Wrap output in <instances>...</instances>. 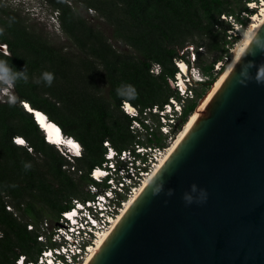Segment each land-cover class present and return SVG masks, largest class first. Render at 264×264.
Returning a JSON list of instances; mask_svg holds the SVG:
<instances>
[{
    "label": "trees",
    "instance_id": "trees-1",
    "mask_svg": "<svg viewBox=\"0 0 264 264\" xmlns=\"http://www.w3.org/2000/svg\"><path fill=\"white\" fill-rule=\"evenodd\" d=\"M47 2L66 36L62 43L28 29L18 14L0 5V12L6 13L5 18L0 17L4 29L0 42L6 45V51L0 49V59L7 60L13 72H23L26 66L28 77L27 83L21 79L11 87L14 105H9L7 97L0 99V264H14L20 254L34 259L43 244L26 225H37L46 216L53 220L71 198L89 196L83 186L89 181L88 171L102 161L104 140L116 149L135 141L136 135L129 129L131 117L120 107L123 101L116 94L118 86L135 87L138 98L127 102L139 110L162 106L170 97L181 100L171 85L179 71L174 60L181 59L188 66L196 63L203 77L192 81L193 96L182 103L180 129L197 105L196 96L202 97L225 69L231 57L228 44L239 37L227 39L229 23L220 15H232L245 26L248 18H242L240 12H253L245 5L249 0ZM87 10L105 22L110 37L90 23L84 14ZM10 17L15 18L11 26ZM188 46L194 52L193 61L186 57ZM202 48L212 61L202 59ZM223 58L224 63L213 70L214 62ZM154 65L157 72L152 71ZM45 71L55 76L50 87L34 83ZM22 101L43 112L64 136L79 143L81 154L73 156L75 171L62 167L70 161L44 139ZM150 134L140 142L164 145L158 131ZM14 136H21L26 145L15 144ZM28 162L32 168L26 171L23 165ZM6 204L13 209L7 210Z\"/></svg>",
    "mask_w": 264,
    "mask_h": 264
},
{
    "label": "water",
    "instance_id": "water-1",
    "mask_svg": "<svg viewBox=\"0 0 264 264\" xmlns=\"http://www.w3.org/2000/svg\"><path fill=\"white\" fill-rule=\"evenodd\" d=\"M258 38L264 43V20L87 264H264V82L255 79L264 44L258 47Z\"/></svg>",
    "mask_w": 264,
    "mask_h": 264
},
{
    "label": "built area",
    "instance_id": "built-area-1",
    "mask_svg": "<svg viewBox=\"0 0 264 264\" xmlns=\"http://www.w3.org/2000/svg\"><path fill=\"white\" fill-rule=\"evenodd\" d=\"M246 5L250 8L251 2H246ZM240 16L251 19L253 15L250 16L247 10H242ZM220 18L229 23L226 29V37L229 40L240 36L241 30L247 25L243 26L232 15L221 14ZM189 50L192 56L190 61H193L192 47L188 48ZM180 61L183 63L181 59L174 60L178 69H181ZM153 67L156 68L154 72H157L158 66ZM190 68L195 73L198 72L192 65ZM185 79L190 83L188 75ZM172 82L181 100L170 97L162 106L153 105L141 110L126 101L122 102L120 107L131 117L129 129L136 135L135 141L122 149H116L107 140L102 142V161L87 173L89 181L85 190L89 196L71 198L69 206L61 210L53 220L44 218L37 225L28 223L26 228L36 231V240L43 246L34 259H27L20 254L14 264H80L88 257L96 240L112 228L114 220L126 209L127 201L146 183L144 181L155 169L159 158L168 147L140 141L146 136L150 137L153 130L171 138L179 131L177 126L182 114V103L186 97L191 98L193 93L190 87L181 84L179 74L174 75ZM66 156L70 158L71 164L62 167L75 171L73 156ZM76 173L79 175L81 171L77 170ZM5 208L10 211L13 209L9 204H6Z\"/></svg>",
    "mask_w": 264,
    "mask_h": 264
},
{
    "label": "rangeland",
    "instance_id": "rangeland-1",
    "mask_svg": "<svg viewBox=\"0 0 264 264\" xmlns=\"http://www.w3.org/2000/svg\"><path fill=\"white\" fill-rule=\"evenodd\" d=\"M255 1L256 0H249V2H251V6H253V5H256L257 6V9H255V10L252 9L253 10V12H252L253 16L256 13H258L261 8L264 7V5H263L264 0H262L263 1L262 2V5L259 4V2H256L255 3ZM0 5H1V7L4 10H7V11H10L11 10L14 13L18 14V16L23 20V23L22 24L25 25V26H27L28 29L33 30L34 32H40V33H42L46 37H50L53 42L62 43L63 40H64V37H66L63 34V32L61 31V29L59 27V23H58L57 17L55 16V14L53 12L54 10L50 7V5L47 2V0H0ZM246 7H248V6L246 5ZM84 14L87 17V19L90 21V23H92V24L96 23V25L98 26V28H100L101 30H103L104 33L107 36L110 37V29H109V27L105 24L104 21L98 19L95 16V14H94V12L92 10H87V12L84 13ZM0 17H2V18H5L6 17V15L4 14V12H0ZM250 21H251V19L248 18V21H247L246 24L248 25V23ZM247 25H246V27H247ZM244 28L241 30L240 36L234 41L235 43L232 42L231 44H228V50L231 53V57L228 60V62L226 63L225 67L227 66V64L229 63V61L232 59V55H233L232 54V50L242 40L243 33L245 31ZM114 45L117 46L116 43H114ZM190 47L191 46H188V48H190ZM198 48L200 49V47H198ZM200 51L203 52L204 51V48H202ZM186 57H188V59L192 60V56H191L190 50L187 52ZM202 59L205 60V62L208 63L209 61H212L213 58H212L211 55L205 54L203 52V58ZM224 61H225V59L223 58V59H221L219 61L214 62L213 70L218 69L221 66V64L224 63ZM191 65L198 71L197 73H195V71L191 69L192 74H195V76H197L196 77L197 79H199V77L202 78L203 76L200 73L198 67L196 66V63L193 62V64H191ZM188 68H190V66ZM152 70L154 72L156 70V68L153 67ZM186 74L189 75V78H190L191 74H189L188 71H187ZM191 83H192V80L190 78V83H187L185 86L186 87H190ZM171 85H172V87L174 85V83L172 81H171ZM192 85H193V83H192ZM196 91H200V88H197ZM10 94L12 95V93H11V87L10 88H0V99H2L4 97H7L8 98L10 96ZM200 98L198 96H196V98H195L197 100V105H196L194 111L200 106L201 102H203V101L199 102ZM158 134L163 139L164 146L165 145H168L169 146L170 143H171V141H172V139L176 136V134H175L171 138V137L164 136V135L160 134L159 132H158ZM44 139H45V137H44ZM56 148H57V150H58L59 153H61L63 156H65V158L68 161H70V158H67V156H66V155H70V154L68 152H66L63 147H59V148L56 147ZM69 157H71V155ZM72 159H73V157H72ZM74 163H72V164H74ZM85 186H83L84 189H85ZM46 217L49 220L52 219L50 216H46Z\"/></svg>",
    "mask_w": 264,
    "mask_h": 264
},
{
    "label": "bare ground",
    "instance_id": "bare-ground-1",
    "mask_svg": "<svg viewBox=\"0 0 264 264\" xmlns=\"http://www.w3.org/2000/svg\"><path fill=\"white\" fill-rule=\"evenodd\" d=\"M263 20H264V7L261 8L258 13L252 16L251 21L248 23L243 33L241 42L232 50V54H233L232 59L227 64L225 69L218 75L216 80L213 82L211 88L207 92V95L205 96L203 102H201L200 106L193 113L189 114L187 120L182 125V128L178 131L176 136L172 139L170 145L167 147V149L164 151V153L159 158L157 164L155 165V169L152 171L153 174L159 169V167L161 166V164L163 163V161L165 160V158L167 157L171 149L180 141V139L189 130L190 126L193 124L196 117L198 116L200 109L207 103L209 98L212 96L215 90L219 87V85L221 84L225 76L227 75L228 71L231 69V67L234 65L235 61L237 60V58L240 56L242 51L245 49V47L247 46V44L249 43V41L251 40V38L253 37V35L255 34V32L257 31V29L259 28ZM179 65L181 67L179 71L184 72L185 71L184 64L180 61ZM22 102H23L22 104L23 108L24 109L26 108V111L32 114L34 121L36 122L37 126L41 129L44 137H46L45 140L47 142H50L52 144L57 143L59 146L61 145L65 146L67 148L66 151L70 155L78 154L77 152H79L80 145L75 139H73L72 137L69 138L68 136H64L60 128L53 121L48 120L46 115L43 112L37 109H32L29 106V104L25 101H22ZM59 131H60V134H59ZM16 137H18L17 141H20V138H22L21 136H16ZM152 173L149 175V177H151ZM149 177L144 181V183L149 179ZM132 199L133 197H131L127 201L126 207L131 203ZM121 215L122 213L117 217V220H114L113 222L114 224L118 221V219H120ZM108 234H109V231L108 232L106 231L102 235L99 236V238L96 240L94 249L93 248L90 249L91 253H89L88 257H86L84 261L81 262L80 264H87V262L90 260L91 256L93 255L94 251L98 249V247L104 242Z\"/></svg>",
    "mask_w": 264,
    "mask_h": 264
},
{
    "label": "clouds",
    "instance_id": "clouds-1",
    "mask_svg": "<svg viewBox=\"0 0 264 264\" xmlns=\"http://www.w3.org/2000/svg\"><path fill=\"white\" fill-rule=\"evenodd\" d=\"M256 2H259V4H260V2H263V1L262 0H256L255 3ZM249 9L255 10V9H257V6L253 5ZM252 15L253 14L251 12L250 16H252ZM14 22H15V18L14 17H10L9 18V26H11L12 23H14ZM3 33H4V29L0 28V35H3ZM258 40H259L258 47H259V44H264V43L261 42L260 38H258ZM259 49L264 51V48H259ZM183 64L185 66V71L184 72L177 71L175 73L176 75L179 74V79H180L181 84L183 86H185L188 83L187 80L185 79V77L187 76V74H186L187 71L189 72V74H191L190 78H191L192 81L193 80H199V79L196 78L197 76H195V74H192L191 68H188L189 66H188L187 63H185V61H183ZM261 69H264V64L259 65L257 67L255 79H256V81L258 83L264 82V77H258V73H259V71ZM178 70H180V69H178ZM26 73H27L26 66H25V70L23 72H13L11 70V68L8 66L7 60L0 59V88H10V87L14 86L17 83V81H19L21 79L25 83H27L28 82V77H27ZM54 79H55L54 73L45 71V72L41 73V75H40V77L38 79L34 80V83L39 84V83L43 82L46 86L50 87L52 85ZM116 94H117L118 97H120L122 99V101H126V102L127 101H132V100H135V99L138 98V93H137L135 87L133 85H131V84H121L120 86H118L116 88ZM7 102L9 103L10 106L14 105L15 102H16V97L13 96V95H10L8 97V101ZM21 103L23 104V102H21ZM25 110H26V108H25ZM59 134H60V131H59ZM17 140H18V137H16V136L12 137V141L15 144L22 145V146L26 145V142H25V140L23 138H20V141H22L21 143H18ZM53 145L55 147H58V148L59 147H63L65 149V151L67 150V148L65 146H63V145L59 146L57 143H55ZM77 153L78 154H73L71 156H80L81 147L79 148V152H77ZM23 167L27 171V170H30L32 168V165H31L30 162H28V163H24ZM13 187H15V185H13ZM184 199L186 201H190L189 197H185Z\"/></svg>",
    "mask_w": 264,
    "mask_h": 264
},
{
    "label": "flooded vegetation",
    "instance_id": "flooded-vegetation-1",
    "mask_svg": "<svg viewBox=\"0 0 264 264\" xmlns=\"http://www.w3.org/2000/svg\"><path fill=\"white\" fill-rule=\"evenodd\" d=\"M1 12H3V11H1ZM4 14H6L5 12H4ZM1 43V42H0ZM2 52H3V50H1Z\"/></svg>",
    "mask_w": 264,
    "mask_h": 264
},
{
    "label": "snow or ice",
    "instance_id": "snow-or-ice-1",
    "mask_svg": "<svg viewBox=\"0 0 264 264\" xmlns=\"http://www.w3.org/2000/svg\"><path fill=\"white\" fill-rule=\"evenodd\" d=\"M18 143H21L22 141H17Z\"/></svg>",
    "mask_w": 264,
    "mask_h": 264
}]
</instances>
